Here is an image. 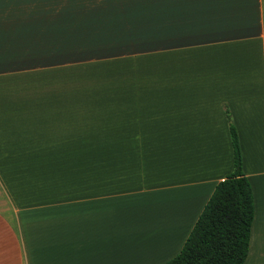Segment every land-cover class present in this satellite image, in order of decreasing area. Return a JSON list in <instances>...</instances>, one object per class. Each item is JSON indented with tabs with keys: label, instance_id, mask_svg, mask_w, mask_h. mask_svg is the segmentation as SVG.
Listing matches in <instances>:
<instances>
[{
	"label": "crops",
	"instance_id": "crops-1",
	"mask_svg": "<svg viewBox=\"0 0 264 264\" xmlns=\"http://www.w3.org/2000/svg\"><path fill=\"white\" fill-rule=\"evenodd\" d=\"M226 111L264 264V0H0V264H166Z\"/></svg>",
	"mask_w": 264,
	"mask_h": 264
},
{
	"label": "trees",
	"instance_id": "trees-1",
	"mask_svg": "<svg viewBox=\"0 0 264 264\" xmlns=\"http://www.w3.org/2000/svg\"><path fill=\"white\" fill-rule=\"evenodd\" d=\"M233 171L220 181L180 252L166 264H243L254 216L252 187L243 173L239 140L228 111Z\"/></svg>",
	"mask_w": 264,
	"mask_h": 264
}]
</instances>
